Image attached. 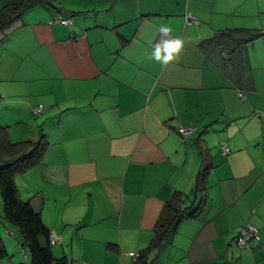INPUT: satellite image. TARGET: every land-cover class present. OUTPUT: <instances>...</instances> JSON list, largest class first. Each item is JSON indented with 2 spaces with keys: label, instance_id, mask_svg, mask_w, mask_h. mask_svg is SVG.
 <instances>
[{
  "label": "crops",
  "instance_id": "1",
  "mask_svg": "<svg viewBox=\"0 0 264 264\" xmlns=\"http://www.w3.org/2000/svg\"><path fill=\"white\" fill-rule=\"evenodd\" d=\"M162 25L184 42L168 65L149 59ZM230 27L262 29L264 0H54L0 35V114L42 106L35 130L17 127L19 116L6 126L13 141H48L14 182L60 238L54 257L133 264L128 252L148 244L173 191L194 197L205 160L202 206L150 264H264V32L232 59L204 51V39ZM180 124L195 129L182 135ZM0 223V264H21L17 228ZM247 223L259 238L241 248Z\"/></svg>",
  "mask_w": 264,
  "mask_h": 264
},
{
  "label": "trees",
  "instance_id": "2",
  "mask_svg": "<svg viewBox=\"0 0 264 264\" xmlns=\"http://www.w3.org/2000/svg\"><path fill=\"white\" fill-rule=\"evenodd\" d=\"M54 0H14L0 8V35L10 25L19 20L22 14L37 5L50 4ZM261 29L245 27H230L220 29L210 38L201 43L204 51L214 57L222 56L232 59L242 55L243 46L261 34ZM48 141L41 133L37 140H11L7 126L0 122V194L2 211L0 221H7L17 228V239L21 248L28 255L29 264H70L65 256L54 257L49 239L50 230L42 221L39 211H36L29 200H22L14 182V176L22 173L42 161ZM205 159V156H204ZM209 164L205 162L198 170L194 183L193 198L174 190L165 200L154 225L148 244L139 250L133 264H150L151 254L161 249L175 232L177 225L186 215H193L202 206L203 191L206 187L205 177ZM186 200L193 204L185 206ZM7 251L0 237V259ZM24 258L21 262L23 264ZM203 264H223L209 261Z\"/></svg>",
  "mask_w": 264,
  "mask_h": 264
},
{
  "label": "built area",
  "instance_id": "3",
  "mask_svg": "<svg viewBox=\"0 0 264 264\" xmlns=\"http://www.w3.org/2000/svg\"><path fill=\"white\" fill-rule=\"evenodd\" d=\"M185 19H186V22L187 23H190V22H197V19L196 17L190 12L188 11L186 14H185ZM54 21H59V22H63L65 24H69L71 22V18H65V19H55ZM261 31H264V27H262ZM241 94V93H240ZM42 110V106L41 105H37L36 107H34L32 109V112L34 114H37L39 113L40 111ZM195 129L194 126H191V125H183V124H180L176 130L179 134H187V133H191L193 130ZM222 152L223 153H227V151L229 150V148L226 146V145H223L222 146ZM259 236H258V229L255 225L253 224H250V223H247L245 225H243L237 235H236V244L241 247V248H249V241L251 239H258ZM49 239H50V243L53 244L57 241L60 240V238L50 232L49 234ZM129 255L131 256H137V253H134V252H128ZM23 258H24V262L23 264H29V261H28V255L25 251H23Z\"/></svg>",
  "mask_w": 264,
  "mask_h": 264
},
{
  "label": "clouds",
  "instance_id": "4",
  "mask_svg": "<svg viewBox=\"0 0 264 264\" xmlns=\"http://www.w3.org/2000/svg\"><path fill=\"white\" fill-rule=\"evenodd\" d=\"M158 32L161 39L155 44L149 59H154L163 65L179 60L184 42L178 38H171L172 28L168 25L160 26Z\"/></svg>",
  "mask_w": 264,
  "mask_h": 264
},
{
  "label": "rangeland",
  "instance_id": "5",
  "mask_svg": "<svg viewBox=\"0 0 264 264\" xmlns=\"http://www.w3.org/2000/svg\"><path fill=\"white\" fill-rule=\"evenodd\" d=\"M3 103V102H2ZM3 105L5 107H8V104H0ZM41 114V113H39ZM18 117L22 120H20V122H17V127L22 126V128H25L26 131L29 130V128H32L33 130H35L34 128H36L37 126L40 127L42 123H45V120L43 118V116L41 115H34V113L30 112L29 114H0V122L4 125H7L6 123H9L10 121L13 120L12 117ZM36 124V127H34ZM11 127L14 126L15 124H10ZM2 201L1 198V194H0V202ZM7 222V221H6ZM1 224V223H0ZM17 233V232H16ZM12 236V235H11ZM23 251H25V249L21 248L19 246V250H18V256L19 258H21L23 260Z\"/></svg>",
  "mask_w": 264,
  "mask_h": 264
}]
</instances>
